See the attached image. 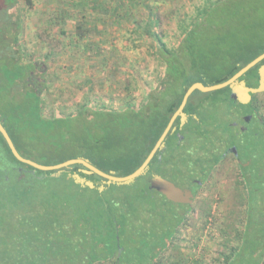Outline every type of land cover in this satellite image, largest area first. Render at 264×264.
<instances>
[{
    "label": "trees",
    "instance_id": "16d2710c",
    "mask_svg": "<svg viewBox=\"0 0 264 264\" xmlns=\"http://www.w3.org/2000/svg\"><path fill=\"white\" fill-rule=\"evenodd\" d=\"M249 7L264 9V0L219 1L202 10L176 48L158 41L155 53L164 74L139 109L82 107L74 116L48 118L42 115L48 65L24 60L16 0H0V123L18 153L37 164L83 159L106 174L130 175L153 149L192 84L225 82L264 53V46L252 52L235 44L237 56L227 58L228 70L217 75H210L197 57L200 49L194 41L201 25L226 28L228 39L237 38L229 20ZM246 50L250 52L244 54ZM263 65L264 59L238 81L256 88ZM230 93L229 87L194 91L183 109L184 124L180 117L174 121L145 174L127 185H107L98 175L86 174L81 164L59 176L36 170L19 162L0 134V264H152L170 245L189 206L167 201L150 189L149 179L161 176L181 189L191 188L195 196L233 148L245 218L223 264H261L264 119L253 105L233 100ZM248 115L250 124L243 120ZM75 174L94 188L76 183Z\"/></svg>",
    "mask_w": 264,
    "mask_h": 264
},
{
    "label": "rangeland",
    "instance_id": "374dc122",
    "mask_svg": "<svg viewBox=\"0 0 264 264\" xmlns=\"http://www.w3.org/2000/svg\"><path fill=\"white\" fill-rule=\"evenodd\" d=\"M219 1L16 0L24 60L48 65L42 115L74 116L82 107L139 109L164 74L157 42L176 48L202 10ZM229 24L237 38L228 39L226 28L215 25L197 29V57L210 75L228 70L226 59L237 56L235 44L250 51L264 46L262 7L247 8ZM252 105L264 119V92L254 95ZM239 182L237 162L228 153L199 187L170 245L152 264H223L245 218Z\"/></svg>",
    "mask_w": 264,
    "mask_h": 264
},
{
    "label": "water",
    "instance_id": "95a60500",
    "mask_svg": "<svg viewBox=\"0 0 264 264\" xmlns=\"http://www.w3.org/2000/svg\"><path fill=\"white\" fill-rule=\"evenodd\" d=\"M263 59H264V53L259 55L255 59H253L246 66H244L237 73H235L231 78H229L228 80L220 84L211 85V86H205L200 82H196L192 84L187 89L186 93L184 94L182 98L180 106L170 118L166 128L164 129L163 133L157 140L156 144L154 145L153 149L150 151L146 159L133 173L125 177H116V176L106 174L102 172L101 170L97 169L96 167H94L93 165H91L88 161L83 160V159L68 160L66 162H63L61 164L54 165V166H43V165L37 164L31 160L23 158L18 153L13 142L11 141L9 135L7 134L6 130L1 125V123H0V134L5 140L12 155L19 162L27 164L36 170H40L43 172L56 171V173L53 174V176H59L61 172L63 171V169L71 165H74V164H81L86 169V171H84L86 174L94 173L98 175L99 177L105 180V183L107 185H110V184L127 185V184L134 182L137 178L145 174L148 164L154 157L157 150L163 148L164 140L167 134L169 133L170 129L172 128V125L174 121L176 120V118L180 117L181 124H184L186 120V115L183 113V109L187 103L188 98L192 95L194 91H199L201 93H211V92L229 87L231 90L230 97L233 100L238 101L239 103L244 104V105L248 104L251 101L252 95H256V94L264 92V65L261 66L259 69V84L256 88L247 87L243 81H240V82L238 81L240 77L245 75L251 68L256 66ZM232 152L236 154L235 148L232 149ZM72 177L76 183H79L81 185H86L89 188H94V185L92 182L86 181L84 178L79 177V175L75 174V175H72ZM149 184H150L151 190H155L156 192L160 193L166 198L167 201L172 202L174 204L190 205L194 199V195L190 190L181 189L180 187L176 186L173 182L161 176L154 175L153 177L149 179ZM99 189L103 190L104 186H100Z\"/></svg>",
    "mask_w": 264,
    "mask_h": 264
},
{
    "label": "flooded vegetation",
    "instance_id": "af4514ba",
    "mask_svg": "<svg viewBox=\"0 0 264 264\" xmlns=\"http://www.w3.org/2000/svg\"><path fill=\"white\" fill-rule=\"evenodd\" d=\"M259 84V83H258ZM263 93V92H262ZM254 95H252L251 96V101L248 103V104H246V105H252V97H253ZM178 118V117H177ZM176 118V119H177ZM188 119V118H187ZM244 122L245 123H247V124H250V122H251V116L250 115H248V116H245L244 117ZM232 126L233 127H235V128H239V129H241L242 131H244L245 129L241 126V125H239L238 123H232ZM230 154H232L233 155V157H235V158H237V156H238V154H237V152H236V154H234L233 152L232 153H230ZM238 162V161H237ZM247 163H245L244 165H246ZM183 189H187V190H190V191H192L191 190V188H183Z\"/></svg>",
    "mask_w": 264,
    "mask_h": 264
}]
</instances>
